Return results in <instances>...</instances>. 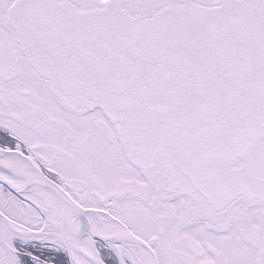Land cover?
<instances>
[{
  "label": "snow or ice",
  "instance_id": "1",
  "mask_svg": "<svg viewBox=\"0 0 264 264\" xmlns=\"http://www.w3.org/2000/svg\"><path fill=\"white\" fill-rule=\"evenodd\" d=\"M0 264H264V0H0Z\"/></svg>",
  "mask_w": 264,
  "mask_h": 264
}]
</instances>
